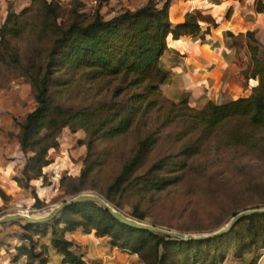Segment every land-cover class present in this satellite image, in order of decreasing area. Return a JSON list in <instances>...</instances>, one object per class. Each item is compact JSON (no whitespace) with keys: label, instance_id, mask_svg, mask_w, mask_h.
I'll return each mask as SVG.
<instances>
[{"label":"trees","instance_id":"16d2710c","mask_svg":"<svg viewBox=\"0 0 264 264\" xmlns=\"http://www.w3.org/2000/svg\"><path fill=\"white\" fill-rule=\"evenodd\" d=\"M32 1L22 11L26 21L21 34L12 23L0 28V64L19 72L30 84L35 101V107L22 120H14L19 129L15 136L24 153L21 177H15L20 186L29 188L31 180L41 179L43 187H48L50 182L44 184L46 168L53 163L49 153L59 149V134L67 127L72 134L81 129L85 132L86 137L77 143L86 146L87 155L78 176L63 175L59 181L64 192L72 197L83 193L88 177L98 164L93 157L95 143L124 135L137 120L152 112L161 98L168 103L169 119L182 125L180 137L189 134V139L178 154L164 156L150 164L144 173L136 174L154 143L151 133L140 139L103 194L115 208L124 197L147 190L159 192L179 180L191 170L187 159L200 153L204 143L230 123H233L231 129L224 131L226 144L245 146L264 155V48L252 32L247 33L250 40L247 77L257 78V84L246 96L222 103L208 101L196 109L186 99L175 101L162 94L160 85L167 80L168 71L160 58L167 48V36L202 38L217 25L215 20L202 30L200 21L208 17L194 10L185 13L183 21L172 23L170 0L161 6L148 2L134 10L124 9L106 19L102 9L110 0H95L88 17L73 9L71 20L64 23L58 20L62 10L58 2ZM263 9L258 1L256 11ZM24 32L28 35V46L21 52L13 40L22 37ZM61 72L70 75L78 86L83 81L117 80L115 97L128 91L132 93L122 100L64 106L55 99L60 90H53L67 83ZM31 193L34 205L41 207L44 200L33 187ZM245 206L232 210L231 216L246 209ZM261 206L264 202L250 208ZM131 208L130 217L142 222L146 214L140 204L135 203ZM10 223L20 228L13 260L24 256L25 264H49L47 242L59 256L57 264H90L75 250L77 244L64 235L77 228H82L84 233L94 230L98 237H109L112 246L136 254L144 264H223L227 255H232L239 264H258L260 250L264 249V213L243 217L219 236L193 241L130 227L91 201L68 206L47 222L3 224Z\"/></svg>","mask_w":264,"mask_h":264},{"label":"rangeland","instance_id":"374dc122","mask_svg":"<svg viewBox=\"0 0 264 264\" xmlns=\"http://www.w3.org/2000/svg\"><path fill=\"white\" fill-rule=\"evenodd\" d=\"M54 1L62 8L58 20L64 23L71 20L73 9H77L86 18L95 7V0ZM163 1L165 0H110L103 7L102 14L108 19L124 9L134 10L148 2L161 6ZM32 2V0H0V28L12 23L21 34L22 25L26 21L22 11L31 6ZM18 37L13 42L23 52L28 46L27 32H24L22 37ZM249 41L243 36H237L236 39L237 44L242 47L244 42L248 44ZM262 47L264 48L263 45ZM246 52L249 64L248 48ZM59 74L67 83L64 86L54 87L53 90H60L55 99L64 106L77 107L97 100H122L131 92L115 97L117 80L83 81V85L78 86L70 75L62 72ZM247 76L248 74L245 73V79L249 78ZM254 79L258 81L257 78ZM0 102L4 103L3 109L14 124L15 119L22 120L25 114L35 107L30 84L19 75L17 70L3 64H0ZM188 105L196 109L201 107L198 103L194 105L188 102ZM167 108L168 103L161 98L157 107L137 120L124 135L95 143L93 157L97 158L98 164L88 177L87 187L83 193L103 197L109 184L121 171L125 160L137 147V142L147 133L152 134L154 143L136 174L144 173L150 164L164 156L178 154L181 146L188 141L189 134L180 137L182 125L177 120L169 119ZM232 125L233 123H230L217 130V134L212 135L204 143L200 153L187 159L191 170L179 180L172 181L159 192L147 190L138 195L124 197L120 201L121 205L116 208L112 205L113 208L130 217L131 205L139 203L146 214L142 221L144 223L185 233L206 234L224 226L232 217V210L244 205H247L246 209H250L264 202V155L245 146L226 144L223 140L224 131L230 130ZM15 131L19 132L16 125ZM9 134V141L13 136L16 137L12 132ZM85 137L86 134L82 129L75 134L70 133L67 127L62 129L59 134V149L49 153V157L53 159V166L44 183L46 185L50 182L48 187L52 195L45 194L46 197L43 199L45 203L38 207L34 205V201L29 200L32 198L31 187H23V191L15 195L17 201L24 204L33 203L30 208L37 210L33 213L46 216L59 204L72 198V195L64 192L59 180L63 175L80 174L87 149L77 141ZM162 174L166 172L163 171ZM21 207L25 208L26 205ZM16 208H11L8 213H16ZM2 213V215L7 214L6 211ZM12 230L19 232L20 228L13 227ZM71 238L77 244L75 250L90 264H144L136 254L112 246L109 237L96 236L94 230L84 233L82 228H77ZM260 252L262 256L259 264H264V249ZM49 259V264H57V257L53 256L51 251ZM223 264H239V262L232 255H227Z\"/></svg>","mask_w":264,"mask_h":264},{"label":"crops","instance_id":"0c3cea01","mask_svg":"<svg viewBox=\"0 0 264 264\" xmlns=\"http://www.w3.org/2000/svg\"><path fill=\"white\" fill-rule=\"evenodd\" d=\"M258 1L264 6V0H170L172 23L183 21L185 13L197 10L208 17L200 21L202 30L207 29L211 20H215L217 25L202 38L185 36L173 39L171 35L167 36V48L160 58L168 71L167 80L160 85L162 94L175 101L186 99L190 104L198 103L201 107L208 101L222 103L249 94L257 80L245 79L249 67L247 43L244 42L242 47L236 39L243 36L249 40L247 33L252 32L264 46V9L256 11ZM3 105L0 102V192L4 195L0 193V209L9 214L11 208L33 203L24 204L15 197L23 191L15 177H21L24 155L16 137L9 141V132L15 135L18 132ZM52 166L53 163L46 168L47 176ZM30 184L41 200L47 193L52 195L49 187H43L41 179H33ZM29 200L34 201L33 195ZM13 227L19 226L0 224V264H25L24 256L13 260L20 232L12 230ZM74 231L65 232V237L72 239ZM46 244L58 262L59 256L48 242Z\"/></svg>","mask_w":264,"mask_h":264},{"label":"water","instance_id":"95a60500","mask_svg":"<svg viewBox=\"0 0 264 264\" xmlns=\"http://www.w3.org/2000/svg\"><path fill=\"white\" fill-rule=\"evenodd\" d=\"M84 201H91V202H95L99 204L100 206L108 210L117 220H119L125 225H128L136 229H140V230H148V231L155 232V233H161V234L167 235L172 238H176L181 241L204 240V239L212 238L215 236H219L221 234L228 232L243 217L252 215V214L264 213V206H261L258 208L245 209L233 215L226 222L224 226H221L220 228H218L217 230L211 233L193 234L189 232L185 233L181 231L170 230V229L162 228L159 226H154L152 224L140 222L132 217L125 215L124 213L120 211H117L115 208H113V206L109 202H107L103 197L97 194L80 193L70 198L69 200L64 201L61 204H59L46 216H33V215H27V214H21V213H9V214L0 216V224L5 223V222H10V221H25L28 223L47 222V221L53 220L66 207L71 206L75 203L84 202Z\"/></svg>","mask_w":264,"mask_h":264},{"label":"built area","instance_id":"2783aa9c","mask_svg":"<svg viewBox=\"0 0 264 264\" xmlns=\"http://www.w3.org/2000/svg\"><path fill=\"white\" fill-rule=\"evenodd\" d=\"M36 211H37L36 208H30V206H26L25 208H22L21 206H19L17 207L16 213L33 215V216H41V215H37V213H33Z\"/></svg>","mask_w":264,"mask_h":264}]
</instances>
